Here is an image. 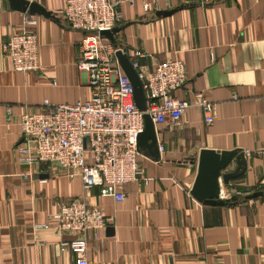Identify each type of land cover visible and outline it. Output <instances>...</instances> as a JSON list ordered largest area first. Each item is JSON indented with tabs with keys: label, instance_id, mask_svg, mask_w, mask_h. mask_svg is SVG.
I'll use <instances>...</instances> for the list:
<instances>
[{
	"label": "crops",
	"instance_id": "0c3cea01",
	"mask_svg": "<svg viewBox=\"0 0 264 264\" xmlns=\"http://www.w3.org/2000/svg\"><path fill=\"white\" fill-rule=\"evenodd\" d=\"M25 1L45 11L34 14L40 69L16 72L0 49V264H74V255L58 248L72 237L58 233L50 216L60 203L75 199L109 219L96 238L85 235L89 264H264V0H216L206 6L192 0H125L118 6L117 47L127 57L142 50L145 57L138 62L145 72L169 59L183 62L187 80L176 96L191 102L201 93L216 108L211 125L193 107L180 127L154 124L163 147L160 160L139 154L151 181L124 184L122 202L96 188L83 190L80 178L70 179L46 163L17 161L25 146L21 115L45 100L72 105L91 97L87 76L77 67L83 33L69 29L62 17L66 1ZM167 11L172 12L160 13ZM26 14L0 0V48L21 31ZM105 43L113 47L106 38ZM201 149L244 155L245 173L219 185L234 203L208 206L191 197ZM234 168L233 163L225 172ZM254 192L260 195L245 199ZM44 223L50 228H34Z\"/></svg>",
	"mask_w": 264,
	"mask_h": 264
},
{
	"label": "built area",
	"instance_id": "2783aa9c",
	"mask_svg": "<svg viewBox=\"0 0 264 264\" xmlns=\"http://www.w3.org/2000/svg\"><path fill=\"white\" fill-rule=\"evenodd\" d=\"M65 1L62 17L68 28L83 33L77 45V67L87 76L91 97L72 105H52L45 100L35 110L21 115L18 127L25 146L19 149L17 161L24 166L46 163L70 179L80 178L83 190L96 188L101 196L122 202L126 198L121 190L124 184L148 185L151 181L143 172L137 151V135L145 128L143 115L147 114L153 124L177 128L182 126L187 109L193 107L201 110L204 123L211 125L216 108L201 93L194 95L191 102L176 96L187 80L183 62L169 59L157 64L151 72H145L138 62L145 54L134 49L128 60L137 72L146 97V111L138 110L132 85L115 57L116 51L125 50L105 43L100 35L121 22L118 6L125 0ZM126 1L133 4V0ZM215 1L192 0L201 6ZM149 9L147 4L143 6L145 12ZM36 25L35 15H24L21 31L10 35L1 45L3 55L11 60L16 72L40 69ZM5 111L9 122L11 107ZM162 150L160 146L159 151ZM219 198H228L221 188ZM50 221L58 233L72 237L60 241L58 248L60 253L74 255V264H89L85 235L96 238L97 232L109 224L98 207H89L81 199L60 203ZM50 226L44 223L34 228L44 230Z\"/></svg>",
	"mask_w": 264,
	"mask_h": 264
},
{
	"label": "water",
	"instance_id": "95a60500",
	"mask_svg": "<svg viewBox=\"0 0 264 264\" xmlns=\"http://www.w3.org/2000/svg\"><path fill=\"white\" fill-rule=\"evenodd\" d=\"M11 3L12 7L20 12L28 11L30 14L45 13V11L39 6L25 0H7ZM172 11L165 13L160 12L162 15L168 14ZM118 31L114 28L111 31H102L101 37L108 39L113 47L118 48L113 35ZM117 62L120 63L123 72L129 78L134 94L135 107L141 112L146 110V97L142 89V84L137 76L136 70L133 69L131 63L128 60L123 50H118L115 53ZM144 130L137 135V151L139 154L159 161V147L156 139L155 125L151 121L147 114L143 115ZM235 164L233 172H225V170L231 165ZM246 160L243 154L233 150L232 152L225 151H213L209 149H201L198 153L196 177L191 186L190 195L198 203L208 206H224L230 203H234L233 199H220V182L223 185L228 184L229 181L234 178L240 177L245 173ZM260 195L258 192H254L247 196L245 199L250 200Z\"/></svg>",
	"mask_w": 264,
	"mask_h": 264
},
{
	"label": "bare ground",
	"instance_id": "6f19581e",
	"mask_svg": "<svg viewBox=\"0 0 264 264\" xmlns=\"http://www.w3.org/2000/svg\"><path fill=\"white\" fill-rule=\"evenodd\" d=\"M121 66V65H120ZM122 68V67H121ZM129 79V78H128ZM130 81V80H129ZM131 83V82H130ZM133 89V88H132Z\"/></svg>",
	"mask_w": 264,
	"mask_h": 264
}]
</instances>
